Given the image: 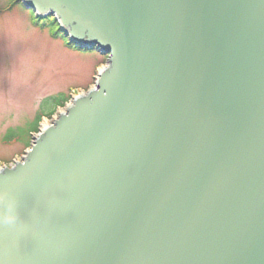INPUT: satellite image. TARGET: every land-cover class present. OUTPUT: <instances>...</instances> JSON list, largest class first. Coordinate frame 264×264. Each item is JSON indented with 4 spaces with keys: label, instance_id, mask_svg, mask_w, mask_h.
<instances>
[{
    "label": "water",
    "instance_id": "obj_1",
    "mask_svg": "<svg viewBox=\"0 0 264 264\" xmlns=\"http://www.w3.org/2000/svg\"><path fill=\"white\" fill-rule=\"evenodd\" d=\"M108 55L0 170V264H264V0H20Z\"/></svg>",
    "mask_w": 264,
    "mask_h": 264
},
{
    "label": "rangeland",
    "instance_id": "obj_2",
    "mask_svg": "<svg viewBox=\"0 0 264 264\" xmlns=\"http://www.w3.org/2000/svg\"><path fill=\"white\" fill-rule=\"evenodd\" d=\"M15 1L0 0V168L14 165L29 150L37 115L48 113L63 96L69 102L68 89L94 87L96 66H105L107 59L66 47L48 28L34 25L31 12ZM51 117L40 119L38 129Z\"/></svg>",
    "mask_w": 264,
    "mask_h": 264
},
{
    "label": "trees",
    "instance_id": "obj_3",
    "mask_svg": "<svg viewBox=\"0 0 264 264\" xmlns=\"http://www.w3.org/2000/svg\"><path fill=\"white\" fill-rule=\"evenodd\" d=\"M16 1L21 5V2L19 0H16ZM31 21L34 25H36L38 27L48 28L52 38L60 39L69 48L74 47L73 44L69 43L68 39L65 37V35L59 30L58 23L55 21V19L52 16L41 18V17H37V16L33 15V13L31 12ZM75 48L77 49V47H75ZM66 99H67V96H65V98H63L62 100H58L56 103H54V105L55 104L56 105H58V104L62 105L66 101ZM51 113H52V108L48 114H51ZM39 118H40V115H37L36 120L34 121L33 127L29 131L37 130V128H38L37 124H38ZM25 145L26 146L28 145L27 141L25 142Z\"/></svg>",
    "mask_w": 264,
    "mask_h": 264
}]
</instances>
